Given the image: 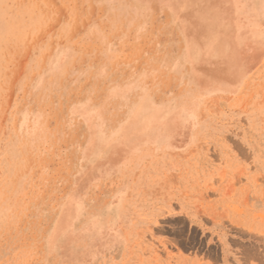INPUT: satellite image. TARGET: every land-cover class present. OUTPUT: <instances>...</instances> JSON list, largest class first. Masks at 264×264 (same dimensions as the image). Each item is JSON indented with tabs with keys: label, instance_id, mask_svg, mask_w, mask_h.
Segmentation results:
<instances>
[{
	"label": "rangeland",
	"instance_id": "obj_1",
	"mask_svg": "<svg viewBox=\"0 0 264 264\" xmlns=\"http://www.w3.org/2000/svg\"><path fill=\"white\" fill-rule=\"evenodd\" d=\"M0 264H264V0H0Z\"/></svg>",
	"mask_w": 264,
	"mask_h": 264
}]
</instances>
